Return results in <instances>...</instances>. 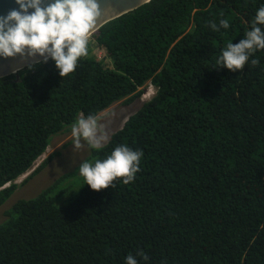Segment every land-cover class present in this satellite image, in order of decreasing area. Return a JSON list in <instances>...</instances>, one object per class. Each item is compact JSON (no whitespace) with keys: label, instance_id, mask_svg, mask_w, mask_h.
<instances>
[{"label":"trees","instance_id":"trees-1","mask_svg":"<svg viewBox=\"0 0 264 264\" xmlns=\"http://www.w3.org/2000/svg\"><path fill=\"white\" fill-rule=\"evenodd\" d=\"M261 6L151 0L91 35L68 76L49 59L0 79V208L52 136L155 88L90 149L92 162L120 145L142 150L134 180L95 191L83 177L64 187L65 174L33 198L16 196L0 223V264H126L130 254L138 264H264V49L243 70L216 65ZM221 19L229 28L213 31ZM93 45L109 63L91 57ZM59 155L22 181L26 192Z\"/></svg>","mask_w":264,"mask_h":264},{"label":"clouds","instance_id":"clouds-1","mask_svg":"<svg viewBox=\"0 0 264 264\" xmlns=\"http://www.w3.org/2000/svg\"><path fill=\"white\" fill-rule=\"evenodd\" d=\"M15 2L19 10L0 17V57L20 56L35 60L40 56L43 63L53 60L61 77L73 73L79 60L88 55L89 35L102 15L100 0H54L47 6H43L44 0ZM29 9L34 11L29 12ZM258 25H264V6L257 10L251 30L245 33L244 38L236 44L228 43L222 50L216 60L217 67H226L233 72L243 70L250 56L264 49V30ZM210 26L218 32L221 28L228 29L230 24L227 19H221L219 25L210 22ZM251 63L256 66L259 60L252 59ZM71 134L77 149L83 146L81 141H84L90 148L98 150L107 140L100 121L94 115L78 117L71 125ZM142 156V150L120 145L103 160L81 163L79 174L84 178V184L95 191L113 186L117 178H123V183L128 184L140 171ZM138 255L147 260L143 252ZM126 264L138 262L130 254L126 257Z\"/></svg>","mask_w":264,"mask_h":264},{"label":"rangeland","instance_id":"rangeland-1","mask_svg":"<svg viewBox=\"0 0 264 264\" xmlns=\"http://www.w3.org/2000/svg\"><path fill=\"white\" fill-rule=\"evenodd\" d=\"M91 57L98 61L109 63L105 51L98 47H94L92 49ZM139 90H142L143 94L138 101H135L130 105H124L123 100L118 101L97 116L104 133L107 135V140L103 143V145L109 140L112 133L122 126L126 118L138 110L140 103L142 101H147L155 93V89L148 85V83ZM73 140L74 138L71 134V128H67V130L50 138L49 145L47 146L45 153L34 163L33 167L25 175L21 176L15 181V183L20 184V186L18 187L15 195L10 198V200L2 208H0V223L6 219L4 212L5 210H8V208L11 206V203L14 202V198L16 196L33 198L38 194L39 190L41 191L42 189L50 186L65 174L69 175L67 179H65V182H63L64 187L67 186L71 188L72 184L76 185L79 183V180L82 177L79 174V167L81 163L88 161L90 158L91 148L86 142L81 141L83 146L77 149L74 146ZM55 152H58L60 155L52 158L44 168L39 170V172L35 173V175L31 177L33 191L29 190L26 192L25 190L27 188V184L21 186L22 181L28 176L34 174L33 172L38 168V166H40V164H42ZM31 182L29 181V184H31Z\"/></svg>","mask_w":264,"mask_h":264},{"label":"water","instance_id":"water-1","mask_svg":"<svg viewBox=\"0 0 264 264\" xmlns=\"http://www.w3.org/2000/svg\"><path fill=\"white\" fill-rule=\"evenodd\" d=\"M151 0H100V8L102 15L97 21V25L94 31L89 35L96 33L99 28L104 26L106 23L121 17L129 12H132L142 5L150 2ZM54 2V0H44L43 6ZM12 10H19V5L16 4L15 0H0V17H6ZM34 9H29V12ZM43 62V58L37 56L35 60L32 58H21L16 56L14 58L0 57V79L17 75V73L24 68H27L30 64L35 65Z\"/></svg>","mask_w":264,"mask_h":264}]
</instances>
